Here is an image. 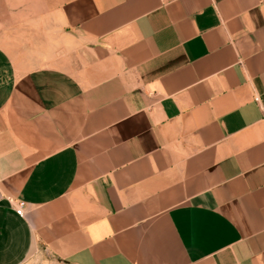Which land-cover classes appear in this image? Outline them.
<instances>
[{
  "label": "crops",
  "instance_id": "crops-1",
  "mask_svg": "<svg viewBox=\"0 0 264 264\" xmlns=\"http://www.w3.org/2000/svg\"><path fill=\"white\" fill-rule=\"evenodd\" d=\"M0 264H264V0H0Z\"/></svg>",
  "mask_w": 264,
  "mask_h": 264
},
{
  "label": "built area",
  "instance_id": "built-area-1",
  "mask_svg": "<svg viewBox=\"0 0 264 264\" xmlns=\"http://www.w3.org/2000/svg\"><path fill=\"white\" fill-rule=\"evenodd\" d=\"M257 100H259L258 97H256ZM16 211L19 215H24V202H20L18 207L16 208Z\"/></svg>",
  "mask_w": 264,
  "mask_h": 264
}]
</instances>
